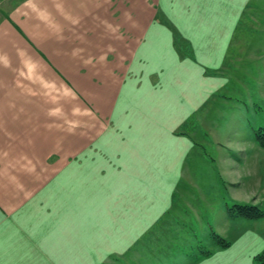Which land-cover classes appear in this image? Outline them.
Listing matches in <instances>:
<instances>
[{
    "label": "rangeland",
    "instance_id": "374dc122",
    "mask_svg": "<svg viewBox=\"0 0 264 264\" xmlns=\"http://www.w3.org/2000/svg\"><path fill=\"white\" fill-rule=\"evenodd\" d=\"M26 1L0 0V25L13 24L54 69L73 68L77 92L96 86L106 110L120 103L104 122L98 115L88 146L56 162L73 184L68 215L88 218L70 225L73 256L61 264H197L230 244L242 218L260 217L244 215L264 212V0L208 1L196 12L108 0L106 12H73L71 27L33 12L31 32L14 21L31 12H11ZM91 57L105 60L97 81L81 71Z\"/></svg>",
    "mask_w": 264,
    "mask_h": 264
},
{
    "label": "crops",
    "instance_id": "0c3cea01",
    "mask_svg": "<svg viewBox=\"0 0 264 264\" xmlns=\"http://www.w3.org/2000/svg\"><path fill=\"white\" fill-rule=\"evenodd\" d=\"M159 1L164 8L173 7L176 11L183 5L185 12H196L208 1L225 3V0ZM108 4V0H27L11 12L13 15L31 12L26 23L24 20L21 23L20 18L14 20L31 32L29 27L33 23L39 25L33 12H53L52 21L71 27L73 12H87V15L106 12ZM80 17L78 24L89 23L83 17L80 22ZM33 38L38 44L40 37ZM17 46L28 56L18 55ZM34 47L13 24L0 25V264H61L58 256H73L70 225L80 226L88 218L80 217L72 222L67 209L73 199V184L59 178L67 176V170L58 175L56 162L64 165L73 157V144L88 146V130L97 126L98 115L104 122V112L114 115L120 104L116 100L115 106L106 110L105 100L96 86L86 93L77 92L70 77L73 68L54 69L49 61L38 56ZM168 53L171 55V50ZM53 61L59 64V60ZM132 63L136 67V58ZM72 64L64 62L65 66ZM80 65L86 81H97L99 70L104 72L105 60L91 57ZM56 110L62 114L61 118L54 117ZM42 128L52 129L54 137H42ZM74 128L80 131L74 133ZM87 146L76 153L81 154V159L88 157ZM242 219L247 222L238 224L230 244L216 249L197 264H260L256 257L264 253V217ZM79 248L89 249V246L81 244Z\"/></svg>",
    "mask_w": 264,
    "mask_h": 264
},
{
    "label": "trees",
    "instance_id": "16d2710c",
    "mask_svg": "<svg viewBox=\"0 0 264 264\" xmlns=\"http://www.w3.org/2000/svg\"><path fill=\"white\" fill-rule=\"evenodd\" d=\"M257 139H258L259 143L264 146V132L263 131H259V133L257 134ZM244 208L245 209H247V208H251L252 209V207H246V206H244ZM247 211H246V213H245L244 216H247V217L248 216H260V217H263L264 216V212H261V211L256 212L257 215H251V211L250 210H247ZM222 242H224V246H227L229 244L225 240L222 241ZM256 259L258 260V262H260V264H264V254H259L256 257Z\"/></svg>",
    "mask_w": 264,
    "mask_h": 264
}]
</instances>
